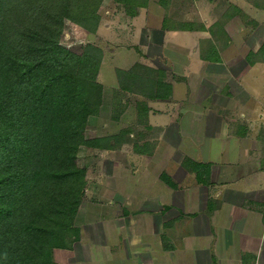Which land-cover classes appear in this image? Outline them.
<instances>
[{
	"label": "crops",
	"instance_id": "0c3cea01",
	"mask_svg": "<svg viewBox=\"0 0 264 264\" xmlns=\"http://www.w3.org/2000/svg\"><path fill=\"white\" fill-rule=\"evenodd\" d=\"M160 8L132 18L135 39L144 36L133 48L138 62L167 70L172 99L148 100L140 121L143 98L114 90L112 130L93 128L91 137L112 136V148L80 153L97 155L94 172L84 164L94 223L72 250L58 251L81 247L72 260L86 264L87 240L109 249L112 264H264V10L241 21L235 40L229 22L209 17L165 28L169 11ZM189 162L211 166L206 183Z\"/></svg>",
	"mask_w": 264,
	"mask_h": 264
},
{
	"label": "trees",
	"instance_id": "16d2710c",
	"mask_svg": "<svg viewBox=\"0 0 264 264\" xmlns=\"http://www.w3.org/2000/svg\"><path fill=\"white\" fill-rule=\"evenodd\" d=\"M104 1L0 0V264H58L55 251L72 250L81 238L76 222L88 181L80 153L84 147L111 149L113 141L87 136L90 118L105 103L98 79L104 52L94 43L73 52L56 33L64 18L96 35ZM113 1L129 17L150 3ZM253 4L264 9V3ZM169 22L167 15L163 27ZM117 76L119 92L143 98L140 121L148 100L172 99L164 68L137 62L117 69ZM189 166L207 182L209 164Z\"/></svg>",
	"mask_w": 264,
	"mask_h": 264
},
{
	"label": "rangeland",
	"instance_id": "374dc122",
	"mask_svg": "<svg viewBox=\"0 0 264 264\" xmlns=\"http://www.w3.org/2000/svg\"><path fill=\"white\" fill-rule=\"evenodd\" d=\"M255 1L260 4L264 3V0ZM162 2L163 5L160 4ZM253 3L254 0H213L212 2L209 0H152L151 2L150 0L149 5L152 7V9L156 8L161 12H163V9L160 8L162 6L165 7L166 12L167 10L169 11L170 23H168V25L170 24V27H179L181 25L180 21L183 19H185L187 22H190V20L193 19L201 21L202 18L204 19L206 17L218 21L219 23L229 22L228 24L232 29L235 40H239V30L242 26L241 21L247 20L250 22V18L252 15H255V11L264 10L261 8H256ZM239 4L241 5L239 6ZM238 6H242L243 8L240 9ZM242 11L244 15L241 16L244 18L239 19L236 17L230 19L231 17H235L236 14L242 13ZM99 13L102 17V20L96 35L89 34L84 28L64 18L60 20L56 33V40L59 42V44L69 48L73 52L80 54L83 51V47L88 43H94L100 46L104 52V58L98 79L104 85L105 104L102 107L101 115L92 117V119H96H94L90 124V134L87 133V136L90 138L94 135L93 132H95L93 128H101L99 131L100 133L103 132L105 128L107 129V133L112 130V124H114L113 121H115L114 119H116L118 115V108L114 109L113 105L111 104V100L113 99L116 103L117 101L115 97H118L115 95V93L113 94L114 90L119 85L117 69H129L136 62L140 61L139 51L133 47L136 45V47L141 48V45L144 41L143 34L141 40L135 39L134 32L137 30V28L136 25L133 24V17L127 16L113 0H105L99 8ZM153 24V27H159L160 21L158 20ZM196 24L197 23H194V25ZM153 36L154 38H162L163 35H158V32L156 33V31H153L151 37ZM192 41L195 40L192 39ZM156 48V46L155 48H150L151 52H154ZM195 48L196 44L193 43L192 49L194 50ZM84 150L85 151L80 154L79 163L81 166H84L86 163L88 166L92 167L94 172L96 163L95 160L97 156L96 151L90 148H86ZM88 185L89 189L76 222L80 228H87L89 222H91V224L92 222L94 223L95 215H90L93 213H89L88 215V210H85L84 208V204L91 196L89 194L91 192L90 186L92 185L90 182ZM93 241L95 240L93 239ZM85 243L88 247L83 249H89V247H92V251H90L88 254L89 258L83 259L86 264H112L109 249H106L100 253L98 249H95V247L89 244L87 240H85ZM56 251L57 253L55 259H57L56 261L58 264H74L75 262L72 259L79 257L81 247H77L73 252ZM80 254L83 256L84 252ZM106 256L108 257L106 258Z\"/></svg>",
	"mask_w": 264,
	"mask_h": 264
}]
</instances>
